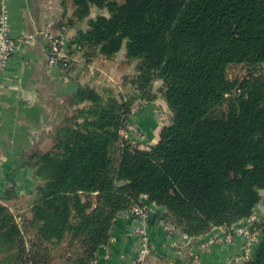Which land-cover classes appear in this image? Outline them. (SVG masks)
Listing matches in <instances>:
<instances>
[{
    "label": "trees",
    "instance_id": "1",
    "mask_svg": "<svg viewBox=\"0 0 264 264\" xmlns=\"http://www.w3.org/2000/svg\"><path fill=\"white\" fill-rule=\"evenodd\" d=\"M58 1L59 30L84 23L69 54L85 66L122 54L133 93L78 86L63 121L23 154L34 186L25 213L0 204V264H98L141 196L187 238L249 219L264 190V0ZM157 95L169 119L143 150L120 133ZM2 198L18 200L12 181ZM253 226L243 264H264V221Z\"/></svg>",
    "mask_w": 264,
    "mask_h": 264
},
{
    "label": "crops",
    "instance_id": "2",
    "mask_svg": "<svg viewBox=\"0 0 264 264\" xmlns=\"http://www.w3.org/2000/svg\"><path fill=\"white\" fill-rule=\"evenodd\" d=\"M1 9L7 12L10 36L23 41L0 73V204H7L2 197L10 181L14 183L17 199H28L34 182L30 170L22 167L23 154L63 121L67 99L78 86L115 87L111 77L120 79L123 74L132 75L133 70L115 75L110 69L106 72L103 69L104 64L115 66L117 57L110 62L97 60L85 66L79 53L69 54L67 42L78 29L84 28V23L63 32L59 30L63 10L58 0H0ZM29 36L32 38L26 39ZM61 37L64 42L60 51L69 62L68 69L59 64H49L51 39L59 40ZM120 56V64H123V55ZM129 91L133 93V89ZM164 115L167 119L163 122L161 118ZM168 119L160 95L155 101L140 102V107L129 119L140 129V149L147 150L157 143L159 129ZM140 203L146 210L151 244L142 264H174L187 256L198 264H225L228 259L232 264L244 263L239 260L242 238L235 235L229 244L222 241L229 228L218 227L201 237L183 239L163 229L162 208L148 203L145 196L140 197ZM252 216L256 222L255 213ZM255 222L251 228L259 236L253 226ZM134 223L130 211L117 216L111 226L109 242L100 250L98 264L135 263L138 241L132 234ZM245 224H248L246 220L232 227Z\"/></svg>",
    "mask_w": 264,
    "mask_h": 264
},
{
    "label": "built area",
    "instance_id": "3",
    "mask_svg": "<svg viewBox=\"0 0 264 264\" xmlns=\"http://www.w3.org/2000/svg\"><path fill=\"white\" fill-rule=\"evenodd\" d=\"M29 36L26 39H31ZM23 39V40H26ZM21 40L14 39L9 34V21L8 15L5 9L0 11V73L6 66L10 57L16 52L21 44ZM64 39L61 37L59 40L51 39V46L49 49V64H57V61L64 60L65 57L60 51L61 45L63 44ZM138 105L140 102H137L131 109L130 117L137 111ZM121 137L131 143L140 142L142 139L140 130L130 122L125 125V128L120 133ZM134 223L132 228V234L137 238L138 241V252L135 263L142 264L149 254L151 249L150 240L147 234V214L145 208H134L130 211ZM248 224L243 226H238L237 228L229 227L228 231L222 237V241L225 244H229L233 241L235 235H238L242 238L243 245L239 260L246 261L252 254L253 250L257 245L259 239L258 233L255 232L251 227L254 221V217L251 216L246 220ZM163 229L170 235H178L183 239L187 237L182 235L174 227L168 224H163ZM225 264H232L230 259L226 260Z\"/></svg>",
    "mask_w": 264,
    "mask_h": 264
},
{
    "label": "rangeland",
    "instance_id": "4",
    "mask_svg": "<svg viewBox=\"0 0 264 264\" xmlns=\"http://www.w3.org/2000/svg\"><path fill=\"white\" fill-rule=\"evenodd\" d=\"M98 13H99V11L94 9L92 16H95ZM120 53H124V44L121 47ZM120 58H121V56L119 54L117 57L118 61H117V64L115 66H112L109 63L107 65L104 64L105 67L103 70L106 72V70L110 69V71H112L111 73L115 74V75L120 74V73L125 72V71H128V70L129 71L133 70V66H130L127 69L125 66L120 64ZM125 73H127V72H125ZM127 74L128 75L123 74L120 79H115V77L110 78L112 81L115 82V84H116L115 87L117 89H119L121 91V93H123L125 95L130 94L129 86L126 84V81H125V78L130 76L129 73H127ZM162 119H164V120H162ZM166 119H167V116L161 118V121L164 122ZM260 195H261V200H260L259 204L257 205L254 213L257 216V219L264 221V190L260 191ZM5 203H7V205L10 206L11 210L15 214H23L27 210L28 201L24 200L23 198H21L20 200H17L16 202H10L9 201V202H5Z\"/></svg>",
    "mask_w": 264,
    "mask_h": 264
}]
</instances>
